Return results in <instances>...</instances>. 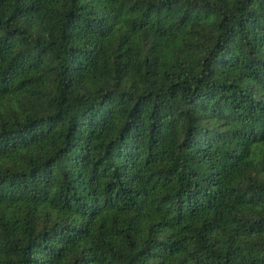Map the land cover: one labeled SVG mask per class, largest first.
Wrapping results in <instances>:
<instances>
[{"label":"trees","instance_id":"1","mask_svg":"<svg viewBox=\"0 0 264 264\" xmlns=\"http://www.w3.org/2000/svg\"><path fill=\"white\" fill-rule=\"evenodd\" d=\"M0 264H264V0H0Z\"/></svg>","mask_w":264,"mask_h":264}]
</instances>
